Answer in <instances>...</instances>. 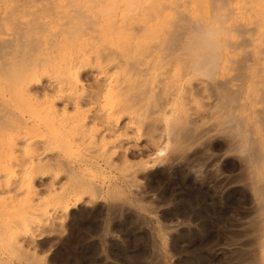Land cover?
<instances>
[{
    "label": "bare ground",
    "instance_id": "obj_1",
    "mask_svg": "<svg viewBox=\"0 0 264 264\" xmlns=\"http://www.w3.org/2000/svg\"><path fill=\"white\" fill-rule=\"evenodd\" d=\"M211 2L201 9L188 0H4L1 18L10 30L0 41V155H9L3 185L13 176L14 153H32L23 146L27 132L50 143L46 151L54 146L41 134L60 141L65 160L58 153L47 164L62 168L58 200L67 211L98 194L96 176L104 169L119 164L124 184H134L140 170L184 160L195 145L223 137L242 156L264 229V10ZM14 133L23 141H9ZM138 151L153 157L136 167L128 158ZM26 158L35 168L42 161L33 154L17 162L26 167L17 169L15 183L30 192ZM13 187L5 184L0 195L11 196ZM30 206L11 219L12 244L32 241Z\"/></svg>",
    "mask_w": 264,
    "mask_h": 264
},
{
    "label": "rangeland",
    "instance_id": "obj_2",
    "mask_svg": "<svg viewBox=\"0 0 264 264\" xmlns=\"http://www.w3.org/2000/svg\"><path fill=\"white\" fill-rule=\"evenodd\" d=\"M188 1L191 5H194V2L198 3L200 7L195 5L196 8H201L203 5L204 9L206 6V8L212 6L211 0ZM3 3L4 0H0V41L10 30L9 25L3 23L1 18ZM224 5L225 8L228 6V9L234 7V11H241L245 7L255 11H261V8L264 10L262 6L264 0H225ZM235 36L237 35L234 34L233 39L236 38ZM2 85L4 86V81L0 78V86ZM83 87H86L85 83ZM24 133L21 132L22 135ZM46 134L43 133L41 136L43 135L45 140H50L52 147L54 146L51 147L52 150L50 147L48 149L51 150L50 157L49 153L47 154L48 150L46 151L50 143H43L42 138L36 139L33 132L30 135L27 132L28 137L31 136V141L26 138L24 140L29 141V144L34 143L39 150L36 151L34 144L26 145V142H22L24 148L26 146L28 150L30 147L29 153H32L28 154L25 149L19 151L28 154L24 156L37 155V159L42 156L40 158L42 163L36 168L29 165V161H33L36 157L26 158L29 161L25 162L32 170L30 175L32 185L30 184L31 187L28 188L30 192H27L23 184L20 186L15 183L21 178L20 176L18 179L20 173L17 169L26 167L24 164L18 167L17 162H22L19 158H24L21 154L20 157L17 152L13 155L16 162L12 168L14 172L11 179L7 180L9 178L6 176L3 178L7 188L12 189L14 184V187L16 184L20 187L16 186V189L13 187L15 193L12 191L11 196L0 195L3 199L0 203L4 202L0 204V264H264L262 259L264 229L258 228L260 219L258 207L246 184L247 169L239 158L242 156L237 154L238 152H233L229 142L223 137H215L206 143L195 145L196 147L190 149L184 160H178L167 166L160 162L154 164L153 168L140 170L141 175L139 174L134 184L126 182L124 184L123 171L119 164V167L104 169L96 176L97 184L100 185L98 194L67 211L60 203L63 198L61 191L63 185L58 183L64 176L62 168L54 163L52 167L57 166L55 169H50L51 166L47 164L50 158L55 160L54 155L59 153L57 158L63 154L60 149L61 144L60 141ZM11 135L7 136L9 141L17 143L23 139L22 135V137L15 133ZM15 135L17 136L14 137ZM27 135L25 133L24 137ZM39 153L42 155H38ZM148 154L150 153L138 151L134 157L128 159L138 167L147 157H153ZM2 157L4 161L0 171L6 166L9 155H0V160ZM58 160L64 161L65 156L61 155ZM2 173L0 172V175H3ZM4 185L1 179L0 190H5ZM59 194L62 197H59L60 201ZM25 204H28V207L31 204L37 206H30L31 211L33 207L34 217L32 216L26 228V234L28 237L32 236V241L28 244L21 241L12 244L9 241L11 240L9 234L16 229L9 228L12 227L11 219L20 218L23 215L21 212L29 211ZM2 231L4 234L1 233ZM28 258L30 259L27 261Z\"/></svg>",
    "mask_w": 264,
    "mask_h": 264
}]
</instances>
